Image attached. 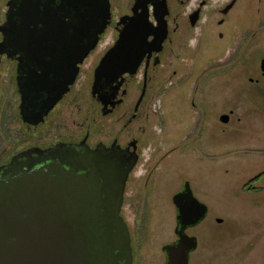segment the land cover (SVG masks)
<instances>
[{"label":"flooded vegetation","instance_id":"1","mask_svg":"<svg viewBox=\"0 0 264 264\" xmlns=\"http://www.w3.org/2000/svg\"><path fill=\"white\" fill-rule=\"evenodd\" d=\"M93 1L99 8L101 0ZM108 1L110 19L107 26L95 48L78 65L70 88L59 98L56 96L54 102V96L58 95L69 78L72 64L69 50L73 46L83 47L86 44L90 38V15H93L96 23L98 19L101 21L99 10H93L91 14L92 5L86 0H0V12L3 13L0 17V44L4 51L0 56V189L9 190L11 186L25 181L26 177L40 179L47 166L59 164L69 169L67 165L71 163L69 158L73 155L99 152L101 157L103 154L108 159L116 157L124 168L129 169L123 203L127 197L146 203L164 202L166 197L167 201L170 198L172 201L188 184L193 197L207 208L198 226L205 222L209 211L205 204L207 195L204 196L200 188L194 185L199 175L183 178L182 186L169 194L168 186L177 184L174 177H168L165 166L170 168L167 164L174 158L172 169H177L180 164L179 170L185 175L189 168L202 171L204 160L210 161L211 171L216 169L211 155L204 154H207L218 133L220 117L227 115L228 122L221 123L229 124L232 111L221 116L217 111L212 115L213 111L206 101H199L197 105L191 102L192 107L199 108L195 111V118H192L194 126L190 137L195 139L193 145L181 139L179 147L165 150L157 148L156 144L149 145L148 141L153 138H146L145 141L143 136L148 135L149 119L151 115L152 119L154 117L150 94L157 80L155 74L160 67L166 68L163 67L164 58L179 46L175 44L180 38L177 35L186 36L181 28L194 30L203 19L207 21L213 8L211 4H216L217 0ZM231 2H234V6L235 0ZM231 2L229 0L215 9L220 16L217 26L226 23ZM135 12L146 16V24L149 25L146 26L152 32L150 42L152 37L161 34L159 22L164 21L166 37L162 45L153 49L152 46H142V53L139 54L134 51L140 45L128 43L124 47L126 51L118 53L122 61L111 62L112 70L119 75L106 74L95 82V71L106 54L131 23L139 22L129 19L138 15ZM31 15L32 19H29ZM21 23L35 24L36 35L30 32L21 39V30L19 35H14L15 27ZM217 37L223 39L222 33ZM131 58L135 60L132 62ZM169 64L171 67L170 61ZM172 71L176 74V70ZM261 78L264 79V76L261 75ZM177 156H180V160H177ZM136 181H143L145 195L140 196L136 192L134 196L132 191L129 194V186ZM122 207L120 216L123 218ZM176 216L175 209L174 234ZM196 226L187 227L184 230L186 235L188 229Z\"/></svg>","mask_w":264,"mask_h":264},{"label":"rangeland","instance_id":"2","mask_svg":"<svg viewBox=\"0 0 264 264\" xmlns=\"http://www.w3.org/2000/svg\"><path fill=\"white\" fill-rule=\"evenodd\" d=\"M228 1L212 3L207 21L203 19L196 29L181 28L186 36L177 35L179 46L164 58L166 68L155 74L150 94L154 117L150 112L149 133L143 136L145 141L153 138L149 145L165 150L179 147L181 139L193 145L192 118L199 108L191 102L206 101L212 115L232 111L230 123H219L204 154L211 155L216 169L211 171L210 161L204 160L202 171L189 168L185 175L180 164L172 169L174 158L167 164L170 168L165 166L177 184L168 186L169 194L182 186L183 178L199 175L194 185L207 195L205 222L187 230L197 241L190 264H264V79L259 70L264 58V0H235L226 23L217 26L220 16L215 9ZM219 33L223 39L217 37ZM128 189L134 196L146 192L143 181ZM166 198L157 203L124 199L122 216L131 239L132 264H163L161 248L175 239V207Z\"/></svg>","mask_w":264,"mask_h":264},{"label":"water","instance_id":"3","mask_svg":"<svg viewBox=\"0 0 264 264\" xmlns=\"http://www.w3.org/2000/svg\"><path fill=\"white\" fill-rule=\"evenodd\" d=\"M87 2L92 5L91 14L93 10H99L101 21L98 19L96 23L90 15V38L83 47L73 46L69 50L72 57L69 78L54 96V102L56 96L59 98L70 88L78 65L95 48L110 19L108 0H101L99 8L93 0ZM233 3H230V9ZM135 14L138 15L129 19L139 22L131 23L106 54L95 71V82L106 74L119 75L112 70L111 62L122 61L118 53L126 51L124 47L128 43L140 45L134 51L139 54L142 46L153 49L162 45L166 37L164 21L159 22L161 34L152 37L150 42L152 32L147 28L146 16L139 12ZM142 25L147 26L140 28ZM15 29L14 35L22 31L21 39L30 32L36 35L32 23H21ZM3 52L0 44V56ZM131 59L132 62L135 60ZM125 62L129 63L127 59ZM259 69L264 76V58L260 60ZM253 81L249 79V82ZM220 121L227 123L228 116L222 115ZM100 155L99 152L73 155L69 158L72 164L65 162L69 169L59 164L47 166L40 179L26 177L9 190L0 189V264H132L131 239L120 216L129 169L124 168L116 157L108 159L104 154ZM172 204L177 213V240L162 247L166 258L164 264H188V254L197 248V241L184 230L200 223L207 208L193 197L188 184L173 197ZM216 223L222 222L217 219Z\"/></svg>","mask_w":264,"mask_h":264}]
</instances>
